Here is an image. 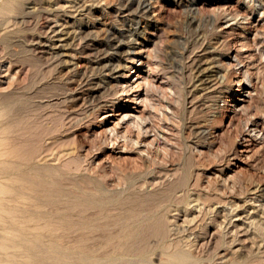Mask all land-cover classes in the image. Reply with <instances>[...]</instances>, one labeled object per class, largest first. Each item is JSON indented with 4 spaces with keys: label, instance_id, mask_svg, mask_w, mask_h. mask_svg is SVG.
Here are the masks:
<instances>
[{
    "label": "rangeland",
    "instance_id": "374dc122",
    "mask_svg": "<svg viewBox=\"0 0 264 264\" xmlns=\"http://www.w3.org/2000/svg\"><path fill=\"white\" fill-rule=\"evenodd\" d=\"M139 1L144 12L128 14ZM73 3L0 0V264H47L22 240L73 246L63 264H77L81 238L48 233L60 223L38 198L92 183L111 198L113 243L138 246L92 251L91 264H170L166 255L186 248L188 235L197 264H217L209 207L264 203V0H85L72 10ZM55 18L76 30L68 70L34 43ZM117 40V63L129 68L89 96L82 78H102L92 60L110 55ZM199 63L217 71L210 90L195 86ZM134 116L145 119V133ZM66 149L57 159L35 156ZM8 219L39 233L23 239L4 227ZM169 224L179 232L167 234ZM221 264H264V247Z\"/></svg>",
    "mask_w": 264,
    "mask_h": 264
},
{
    "label": "bare ground",
    "instance_id": "6f19581e",
    "mask_svg": "<svg viewBox=\"0 0 264 264\" xmlns=\"http://www.w3.org/2000/svg\"><path fill=\"white\" fill-rule=\"evenodd\" d=\"M73 1L74 3L71 4L73 8L72 10H77L78 8H81L83 6V2H85V0H73ZM144 7H145L144 2L139 1L137 10H135L133 14L132 13H128V14L135 17L139 13L144 12L142 11ZM46 27L47 29L45 31V34L42 35L40 38H38L34 43L38 45L40 52L47 54L49 58L58 59L60 63L65 67V69L68 70L69 67H71L72 62L67 57L70 55L71 40L75 38L76 30L70 29L71 24L69 20H65L64 18L63 19L55 18L53 20L50 19ZM126 32L130 33L131 28H123L121 31V33L123 34H126ZM123 34H120V36H123ZM84 38L85 40L90 39V37H88L87 35H84ZM119 44H120L119 40H117V42L115 43H110V46L112 49V52L110 55H105L103 57L95 56V58H93L92 60L93 68L102 74V78H100L98 81L93 80V78L91 79H85V77L82 78L84 82L86 83V85H88V87L87 88L85 87V88L88 90L89 96L92 94L94 95L95 91L106 89L108 87H111L113 84H118L120 81H118L117 78L124 73V72H121V70H125L129 68V66L126 64L117 63V59L115 55L118 54V49L120 46ZM129 53H131V50L129 49L124 51L125 55ZM135 57L136 56H132L131 59L135 60ZM212 67L214 66L210 64H206V63H199L196 66L195 68L196 74L194 75V77L196 78L197 84H195V86L198 88L199 91L210 90L213 87V85L216 84L217 80L216 82L214 81L216 78L214 75L217 73V71L213 70ZM113 81H115V83ZM122 89L124 90V88ZM126 115L127 114H123L122 117H125ZM144 121L145 119H143L141 116H134L132 118V124L137 129L138 134L142 132L145 133L147 131L145 126H143ZM200 132H203V130H201ZM130 140L133 142V144L138 143L137 139L135 140L130 139ZM71 152L72 151L70 149L69 150L66 149L63 151L61 150L58 153L51 152V153L41 154L42 152H40L35 156L36 157L39 156L41 159H44V160L47 159L48 157L57 159L59 158V156L61 155L65 156V155L70 154ZM166 176H169V174L166 173ZM161 177L162 176L158 177L159 179H156V180H150L146 182V184L148 186L155 185L156 183H159L161 181L160 180ZM178 182L179 181L177 180L176 182L171 183L169 185L170 188L174 189L176 187V183ZM89 183H92V182H89ZM44 185H45L44 183L37 184V186L39 187L40 186L42 187ZM99 189H101V187L98 184L92 183L91 185H85V187L83 188H80V186L75 187L73 189L75 191H72V190L64 191L63 189H57L55 190L53 194L55 196L53 197L42 196L38 198L42 200L43 202L49 203L53 206L54 208L53 214L55 215V217H57L60 223L59 227L50 228L48 230V233H50L51 235L57 236V237L64 236V235H68V236L75 235L81 238L80 245L84 249L85 248L86 249L85 250L83 249L84 255L82 257L80 256L81 254H83L81 250V254L78 257L79 260L77 264H91L94 259H92L90 252L95 251V250L96 251L105 250L107 249V247H111L114 250L117 249V251L120 248H123L124 250H130L133 248H137L138 246L136 243H133V242L125 243L124 241H121V240L113 243L115 236L113 232L110 231V229L108 228V226L111 223L107 221L109 219L107 218V215H106V213L109 210V206H110L108 202L111 201V198L104 196L102 193V189L101 191H98ZM226 204L227 203L216 204L214 206L209 207V212L211 213V216H212V220L210 221V223L213 224V226H215L216 230L219 233V240L217 242L216 247L220 249V251L218 250L219 251L218 259L220 260H218L219 262H217V264L223 263L227 259V256L229 254H236L244 250L250 253H253V252L257 253L261 251V249L264 247V203L254 204L253 202L247 201L242 204H228V205ZM195 207H198V204H196ZM195 207H194V210H195ZM4 227H8L12 230H15L16 233H18V235L23 239L27 238L29 235H35L39 233L37 226H33V227L15 226L12 224V222L9 219L6 221V226ZM166 232L167 234L174 235L179 232V229L173 226L172 224H169L167 226ZM140 239L142 241L146 238L142 235ZM181 242H183L182 245L184 246L186 245V248L180 247L168 253L166 255V261L170 264L171 263L172 264H197L198 261L196 260L194 253H193V249H195L196 247V239L195 238L191 239L188 235V236H183L181 238ZM20 244H22L25 247V249H27L33 255H36L37 257H39L43 262H46L47 264L48 263H53V264L66 263L68 262L66 261V258L68 257V255L71 253L72 254L74 253V251L71 249V247L73 246H62L58 242H52L51 245L44 246L35 240L34 241L22 240L20 241ZM81 246L79 247L77 246V248L74 247V249L78 251V249H80ZM75 254L76 253H74L73 255ZM143 257L141 258L143 259ZM141 258H140V261H141ZM137 259H139V257L136 258V260ZM136 260H132V261H136ZM149 260H146L145 258L143 259V261H147V262ZM100 262H104V261H100ZM106 262L107 260L104 263Z\"/></svg>",
    "mask_w": 264,
    "mask_h": 264
}]
</instances>
